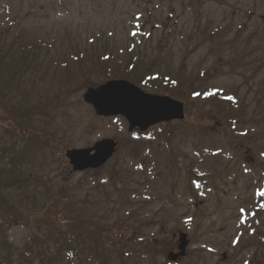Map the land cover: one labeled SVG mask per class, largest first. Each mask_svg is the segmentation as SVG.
I'll return each instance as SVG.
<instances>
[{
  "label": "rangeland",
  "instance_id": "obj_1",
  "mask_svg": "<svg viewBox=\"0 0 264 264\" xmlns=\"http://www.w3.org/2000/svg\"><path fill=\"white\" fill-rule=\"evenodd\" d=\"M112 78L185 119L98 116L83 94ZM104 138L114 156L72 172ZM0 185L24 216L0 219V264H49L26 251L47 211L104 226L80 264H264V0H0Z\"/></svg>",
  "mask_w": 264,
  "mask_h": 264
},
{
  "label": "water",
  "instance_id": "obj_2",
  "mask_svg": "<svg viewBox=\"0 0 264 264\" xmlns=\"http://www.w3.org/2000/svg\"><path fill=\"white\" fill-rule=\"evenodd\" d=\"M84 99L94 106L98 115L126 116L130 122V130L135 127L146 130L161 121L184 118L183 103L167 96L146 94L124 80H111L97 88H89ZM115 147L114 140L106 139L96 143L93 148L68 150L67 156L74 170L82 171L103 165L113 155ZM187 244L185 234H181V252L171 254L170 258L176 260L183 256Z\"/></svg>",
  "mask_w": 264,
  "mask_h": 264
},
{
  "label": "trees",
  "instance_id": "obj_3",
  "mask_svg": "<svg viewBox=\"0 0 264 264\" xmlns=\"http://www.w3.org/2000/svg\"><path fill=\"white\" fill-rule=\"evenodd\" d=\"M147 73L148 72H146L144 77L147 76ZM139 81L143 82L144 78H141ZM46 106L47 105L44 107ZM38 108L42 109L43 107L40 105ZM19 119H21V117H19ZM2 188V185H0V219L7 225H11L16 219H22L24 216L23 214H19L17 210L13 208V204L4 197ZM37 219L36 223L38 228L46 229V234H43V237L33 235L27 242L26 251L32 256H43L49 261V264H52L54 261L63 262L62 256L64 254L65 257L71 260L73 259L72 264H80V252L77 251L76 248L78 247L77 244L83 242L81 234H87V238L96 239V234L99 233L101 235L104 227L88 219H74L65 214L58 215L50 211L37 216ZM56 234H58V236H56ZM55 263L56 262H54V264Z\"/></svg>",
  "mask_w": 264,
  "mask_h": 264
}]
</instances>
